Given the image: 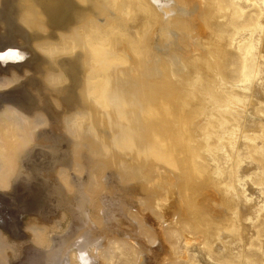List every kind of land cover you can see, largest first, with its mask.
Masks as SVG:
<instances>
[{
	"label": "rangeland",
	"instance_id": "obj_1",
	"mask_svg": "<svg viewBox=\"0 0 264 264\" xmlns=\"http://www.w3.org/2000/svg\"><path fill=\"white\" fill-rule=\"evenodd\" d=\"M97 1L103 21L90 15L58 39L34 41L50 59L41 81L56 107L54 88L64 82L57 57L86 51L78 91L88 107L63 112L55 130L73 137L72 170L87 176L80 188L100 245L91 253L99 264H264V0ZM195 2L197 10L188 8ZM120 40L131 58L121 57ZM10 77L0 73V89ZM45 124L41 110L28 116L0 105V192L9 194L0 215L23 208L29 234L0 226V264H18L25 245L45 249L71 222L67 167L50 171L65 199L54 196L48 207L32 179L10 183L16 151Z\"/></svg>",
	"mask_w": 264,
	"mask_h": 264
},
{
	"label": "bare ground",
	"instance_id": "obj_2",
	"mask_svg": "<svg viewBox=\"0 0 264 264\" xmlns=\"http://www.w3.org/2000/svg\"><path fill=\"white\" fill-rule=\"evenodd\" d=\"M147 2L151 7L154 0H147ZM169 2L174 6V1L172 3V1L169 0ZM196 3L197 2L192 3L193 6L191 5L192 7L188 8H196V6H198ZM26 10H30L32 13L30 17H27V22L21 18ZM195 10H197V8ZM105 11L106 7L99 5L97 0H0V73L3 72V74L7 76L11 75V85L0 89V105L6 103L12 104L14 108L28 116L32 115L36 110H41L46 116V124L42 128L34 130V140L16 151L15 175L10 178V183L16 180L20 181L19 183H21L22 180H26L27 183L29 179H32V182L30 181L32 184L29 183L32 191H36L37 193L38 189L46 190V192L41 195L43 200L42 204L44 203V206L42 205L41 207L43 208L48 207L47 203L50 198L54 196L57 198L58 196L59 200H61L63 197L64 187L58 180L55 181L53 177H50L52 171L56 172L59 165L68 168L69 181L71 187H74L72 190L73 195L70 196V198L68 197L69 199L63 197V199L69 203L67 205V207L69 206L68 209L66 207L65 209L69 211L70 217H72L67 230L64 231V233L50 234L49 246L45 249H40L33 245H25L23 247V258L18 264H99L95 256L91 253V250L94 249L95 252H97L100 245L97 244L92 226H90L91 224L94 225V221L89 217L88 211L84 206L86 203L84 201L86 200V195L82 191L83 189L81 190L80 188L86 183L87 176H82L83 179L86 178V181L83 180V183L82 177L75 175L72 170L73 154L71 144L73 137H65L55 130L57 127V123L55 122H57L63 112L78 107H88V103L84 102L80 95V90L78 91V88L82 86L83 73L86 71V66L83 63L86 51L84 48H79L78 50L76 46L73 47L72 50L70 49L67 54L57 57L56 61L58 66H60L64 72V82L56 85L54 88V91L57 92L60 97V105L56 107L50 98L52 95L46 89L47 86L41 81L42 75L45 73L46 63L50 62V59L47 55L39 52L34 45V41L38 39L43 40L45 38L51 40L58 39L57 34L59 31H70L77 23L90 15L101 22L105 19ZM177 11L179 10L177 9ZM189 16V20L193 27L197 28L196 15L191 14ZM143 20L145 23L144 25H146L145 30L148 28L150 29L151 24L148 16H145ZM39 22L43 23V27L38 26ZM151 33H153V30ZM175 41H177L176 37ZM175 41L173 43H176ZM127 47L128 46L121 40L116 44V48L122 58H124L123 54H127L130 58L132 57ZM13 72L16 77L18 75L22 76V74L23 77L17 80L13 78ZM94 125H97V128L100 130L104 128L105 120H98ZM82 134L85 137L89 136L90 132L88 125L83 127ZM77 176L80 177L83 183L82 185H80L81 182ZM16 183L18 184V182ZM78 184L79 188L77 190L75 187H78ZM77 191H79V194L81 193L79 197L82 199H79L77 196ZM4 194L8 193L4 191L0 192V212L4 210L3 205L6 200ZM13 196H15L14 193ZM77 199H79L80 202ZM59 203H61V201H59ZM54 204L56 203L54 202ZM73 206L77 209L80 208V210L77 212L75 208H72ZM5 208L7 207L5 206ZM51 209L54 210V208ZM24 211L25 210L21 207L16 210L9 208L7 213L13 218L10 219L6 215H0V226L9 231L13 237H28L29 234L22 229V222L19 220L20 216L24 214ZM42 213L45 212L43 211ZM53 213L56 212L53 211ZM46 214L47 213H45V215ZM48 215L49 213L46 216ZM75 217H79L80 219L78 225H76ZM29 221H34V219H29ZM100 234L98 236H100ZM79 239H81V241Z\"/></svg>",
	"mask_w": 264,
	"mask_h": 264
}]
</instances>
